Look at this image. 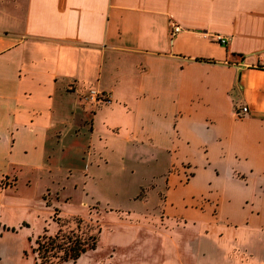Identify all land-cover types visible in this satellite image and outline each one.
<instances>
[{"label":"crops","instance_id":"crops-1","mask_svg":"<svg viewBox=\"0 0 264 264\" xmlns=\"http://www.w3.org/2000/svg\"><path fill=\"white\" fill-rule=\"evenodd\" d=\"M131 167L161 216L101 210L65 264H264V0H0V264Z\"/></svg>","mask_w":264,"mask_h":264},{"label":"rangeland","instance_id":"rangeland-1","mask_svg":"<svg viewBox=\"0 0 264 264\" xmlns=\"http://www.w3.org/2000/svg\"><path fill=\"white\" fill-rule=\"evenodd\" d=\"M127 169L124 172L113 171L106 174L108 180H110L109 188H99L98 193L100 196L95 197L91 202V198L80 200L76 195L72 196L70 202L63 204L61 209V217L66 218L63 219V222L68 221L67 217L70 216H80L87 221L93 222L92 224L99 223L100 228L105 229L101 222L104 220V217L101 215L99 222L97 219L100 215V211L103 210L109 211H136L138 213L144 214H153L157 217L161 216L162 208H164L163 202L160 200L159 192H163L166 190L164 176H158L154 178V180L149 181V170H144L142 168H134ZM161 171V169H160ZM166 173V172H165ZM142 188L144 189L145 198L144 199H134L140 193H142ZM108 193V195H107ZM89 203L91 206H85L84 203ZM88 204V205H89ZM90 208L92 210H90ZM98 209V210H94ZM96 211V212H95ZM90 212V213H89ZM92 214L91 219L87 217ZM73 224L68 223L67 228H72ZM36 230V229H35ZM34 230V233H36ZM35 239L31 242V246L35 245ZM20 246H24L27 244L26 239H21L19 242ZM31 249L29 252L27 251L28 256H30ZM24 261H19V264H31V260L29 258H24Z\"/></svg>","mask_w":264,"mask_h":264},{"label":"trees","instance_id":"trees-1","mask_svg":"<svg viewBox=\"0 0 264 264\" xmlns=\"http://www.w3.org/2000/svg\"><path fill=\"white\" fill-rule=\"evenodd\" d=\"M185 180L192 174L184 173ZM50 207V202H47ZM90 210H92L90 208ZM98 210V209H94ZM52 220L56 223V231L53 234L44 232L35 240V245L31 246V253L35 264H65L76 261L83 253L94 250L99 240L101 228L99 223L87 221L80 216L67 217L64 221L57 207L53 209ZM96 212V211H95ZM101 212V211H100ZM90 213V212H89ZM92 214L88 216L91 219ZM100 217L94 221L99 222ZM72 223L73 227L67 228V224Z\"/></svg>","mask_w":264,"mask_h":264},{"label":"built area","instance_id":"built-area-1","mask_svg":"<svg viewBox=\"0 0 264 264\" xmlns=\"http://www.w3.org/2000/svg\"><path fill=\"white\" fill-rule=\"evenodd\" d=\"M180 30L181 28L178 25H174L172 28V33L176 34ZM215 41L219 42L220 44L227 43V40L219 35L215 36ZM85 100L93 105H102L109 102L110 95L103 92H99L96 89H90L87 95L85 96ZM247 111H248L247 107H242L240 110H238L237 115L245 114L247 113Z\"/></svg>","mask_w":264,"mask_h":264}]
</instances>
